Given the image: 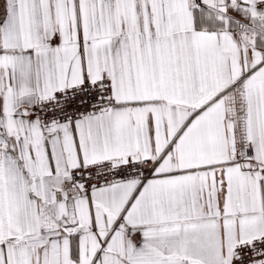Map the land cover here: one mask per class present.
Masks as SVG:
<instances>
[{
    "label": "snow or ice",
    "instance_id": "1",
    "mask_svg": "<svg viewBox=\"0 0 264 264\" xmlns=\"http://www.w3.org/2000/svg\"><path fill=\"white\" fill-rule=\"evenodd\" d=\"M0 264H264V0H0Z\"/></svg>",
    "mask_w": 264,
    "mask_h": 264
}]
</instances>
